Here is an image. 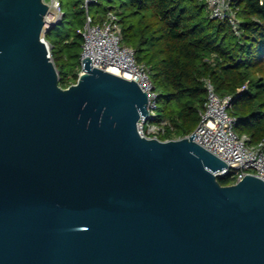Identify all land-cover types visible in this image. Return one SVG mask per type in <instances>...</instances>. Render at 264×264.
<instances>
[{"label":"water","instance_id":"95a60500","mask_svg":"<svg viewBox=\"0 0 264 264\" xmlns=\"http://www.w3.org/2000/svg\"><path fill=\"white\" fill-rule=\"evenodd\" d=\"M47 11L0 0V264H264V182L140 137L147 94L89 58L61 88Z\"/></svg>","mask_w":264,"mask_h":264},{"label":"trees","instance_id":"16d2710c","mask_svg":"<svg viewBox=\"0 0 264 264\" xmlns=\"http://www.w3.org/2000/svg\"><path fill=\"white\" fill-rule=\"evenodd\" d=\"M237 6L240 39L225 22L208 17L203 0H127L109 8L120 19L125 46L150 71L159 93L158 119L173 127L163 139L194 132L206 97L203 80L209 79L218 95L232 96L229 113L237 119V134L252 144L264 140V1L237 0ZM43 36L58 84L66 89L81 71L80 33ZM217 180L221 186L234 181L230 175Z\"/></svg>","mask_w":264,"mask_h":264},{"label":"built area","instance_id":"2783aa9c","mask_svg":"<svg viewBox=\"0 0 264 264\" xmlns=\"http://www.w3.org/2000/svg\"><path fill=\"white\" fill-rule=\"evenodd\" d=\"M203 1L208 17L225 22L234 37L240 39L242 30L237 0ZM263 1L258 0L260 5ZM44 3L48 6V11L44 16L43 29H47L60 22L64 13L60 0H48ZM94 5H99V0H82L84 20L80 32V67L82 68L81 61L89 58L91 67L107 72L115 70L117 76L134 81L148 98V116L147 118L141 116L137 123L139 136L162 142L175 140L163 139L169 131H173V127L168 120L158 119L159 93L151 81L149 69L137 62L132 48L122 44L118 15L108 8L101 17L97 14L94 17L90 13V7ZM43 35L41 39L47 46L50 56L49 44ZM203 82L206 97L204 108L199 112V123L193 132L195 135L193 141L227 163V168L215 173L217 178L230 175L234 180L232 184H235L246 175H252L264 182V140L252 144L248 136L237 134L235 130L237 119L229 113L232 96L218 95L209 79H204Z\"/></svg>","mask_w":264,"mask_h":264},{"label":"rangeland","instance_id":"374dc122","mask_svg":"<svg viewBox=\"0 0 264 264\" xmlns=\"http://www.w3.org/2000/svg\"><path fill=\"white\" fill-rule=\"evenodd\" d=\"M43 1L48 2V0ZM122 1L126 2L127 0H99V5L90 7V13L94 17H96V14L98 17H101L105 8L117 7ZM61 4L62 11L65 16L58 25H56L49 31V37L51 40H55L60 36L67 35L69 33L72 34L73 32L80 33L83 27L82 21L84 16L79 12L81 9L82 0H61ZM122 44L125 45L123 40Z\"/></svg>","mask_w":264,"mask_h":264},{"label":"bare ground","instance_id":"6f19581e","mask_svg":"<svg viewBox=\"0 0 264 264\" xmlns=\"http://www.w3.org/2000/svg\"><path fill=\"white\" fill-rule=\"evenodd\" d=\"M109 72L117 75V72L115 70H109Z\"/></svg>","mask_w":264,"mask_h":264}]
</instances>
